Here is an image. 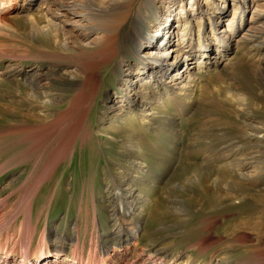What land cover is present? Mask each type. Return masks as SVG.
<instances>
[{
  "label": "rangeland",
  "instance_id": "obj_1",
  "mask_svg": "<svg viewBox=\"0 0 264 264\" xmlns=\"http://www.w3.org/2000/svg\"><path fill=\"white\" fill-rule=\"evenodd\" d=\"M183 4L174 5L178 14ZM216 4L227 7L225 0ZM234 10L228 8L217 28L195 22L197 51L203 38L218 43L214 36L220 30L254 15L253 8L239 9L236 16ZM51 14L40 0L0 1V239L31 238L33 253L44 235L48 241L63 235L66 248L56 260L62 262L52 256L48 264H72L64 261L75 253L82 264H264V141L250 137L253 129L264 132V70L250 57L251 45L238 43L252 33L251 24L261 22L241 29L218 55L220 64L194 69L197 82L189 95L177 88L163 93L153 104L159 113L141 124L131 113L118 121L104 114L108 104L132 98L121 90L119 53L105 61L89 47L64 49L63 36L44 29ZM54 19L65 30L81 31L63 16ZM173 22L167 48L179 43L182 32ZM161 38L158 31L151 35L157 43ZM196 56L203 57L200 51ZM77 64H87L86 72L76 77L65 72ZM188 65L195 63L190 59ZM182 68H171L162 84L170 88L165 79ZM138 78L147 83L146 75L134 83ZM55 158L60 164L41 180L42 166ZM134 158L147 165L143 173H129L137 176L140 199L134 209L141 225L129 246L115 234L119 221L111 208L118 199L106 184L120 179ZM131 220L124 221L132 228L137 221ZM14 258L9 264L22 257Z\"/></svg>",
  "mask_w": 264,
  "mask_h": 264
},
{
  "label": "bare ground",
  "instance_id": "obj_2",
  "mask_svg": "<svg viewBox=\"0 0 264 264\" xmlns=\"http://www.w3.org/2000/svg\"><path fill=\"white\" fill-rule=\"evenodd\" d=\"M31 1L36 2L37 0ZM263 1L264 0H232L230 2V0H225V4L222 6L230 8V6L232 7L233 5V8H236V11L234 10V16L238 14L237 10L240 9L244 11L248 8H253L254 15L250 20L244 19L243 16H241L239 22L231 23V28H226L225 32L220 30L222 33L219 31V34L217 33V35L214 36L218 40V43H213L211 40L213 39L212 37L200 40L199 51L201 55H203V57L205 55V57L199 59L196 56L199 51L195 48L192 40L193 26L197 21L201 23L205 21L206 27L211 25V28H217L219 26L225 13L228 12V8H220V5L216 4V0H182L184 4L181 5L179 14L174 8L178 0H40L42 6L46 7V10L52 13L51 15H46L47 17L45 16L44 29H55L57 31V36L62 35L64 49L74 50V46L79 45L82 51L89 47L94 50V54L96 53L94 56H98L99 54L105 61L119 53L120 58L117 60L116 69L121 76V90H129V96H132V98L128 100L123 97L113 104H108L104 114H107L105 116L106 118L118 121L120 118L127 119L128 115L131 113L135 119L137 118L140 120L141 124L152 122L155 114L159 113V111H155L153 104L154 102H159L163 93L172 92L177 88L176 90L182 92L181 94L189 95V90L197 82L195 70L200 69L204 65L207 66L208 64H210V66L220 64L222 60H220L218 55L228 49V46L231 44L230 41L236 39L241 29H243L246 24H250V22L261 23L257 24V26L251 24L249 26L251 29H249L252 33H244V35L239 38L238 43L242 42L246 43V45H251L248 48L250 57L256 60V65L259 70H264ZM144 4L149 5L151 9ZM206 6H211L213 12L204 11V7ZM181 12H185L186 14L183 16ZM56 16L65 17L67 22L71 21L72 24L74 23L80 26L81 31L75 33L73 30L63 29L64 26L62 23L54 19ZM173 21L181 26L179 30H182V32L181 34L179 33L178 36L179 43L167 48L173 40ZM128 24L130 28L125 31L124 27ZM76 25H74L73 28L76 29ZM157 31L162 34L161 39H165L164 42L157 43L151 40V35ZM211 50L212 52L215 51L218 57L212 56L210 53L207 54ZM217 58H219L220 61H217ZM190 59L195 63V65L191 67L188 65ZM179 65L183 68L178 70L176 75L174 74L165 79L166 82L171 83L170 88L165 87L162 84L163 78L169 74L171 68L178 67ZM86 66L87 64H77L75 68L71 70L66 69L65 72L70 74L71 77H76L79 73L86 72ZM184 68H186V70L180 75V72H182ZM20 71L19 69L18 72ZM30 75L35 76V74L32 73L29 74V76ZM141 75H146L148 78L146 81L147 83H143L142 85L139 84V78L134 83V79ZM80 98L82 99V97ZM122 123L123 122H121V124ZM121 124L119 126L123 127ZM259 129L250 131V137H254L258 139V141L263 142L264 132ZM119 130H121V128L117 127L116 132ZM72 131V135L75 134L76 130L74 129ZM129 134H131V132ZM252 157V159L257 160L255 155ZM138 159L139 158L131 159L132 161L127 169L124 168L126 172H123L121 176L118 175L120 179L115 176L110 180L107 178L108 182L106 184L107 193L110 194L114 189L116 200L118 199L111 208L117 222L119 221L115 234L123 243L126 242L128 245L131 244L129 242L137 239L138 231L141 228L139 215L134 209L138 204L137 199L140 198L139 193H136V185H134L133 180L137 179V174L145 172L144 169L147 164H145L146 162L144 160ZM60 161V158L47 161L38 174L40 179L42 180L50 177L55 168H57V165L60 164ZM133 172L136 173L135 176L129 174ZM109 198L110 197H108V199ZM27 202L28 201L23 203L25 207L30 205V201ZM118 214L123 217V220L116 217ZM133 217L136 218L137 222L134 221L135 223H133L134 225L131 228L128 225L129 223L124 220L129 221ZM25 227L26 226H24V228ZM31 235L32 232H29V236ZM66 240L67 238L60 235L48 241L44 235L40 245L37 247L36 251L32 253L29 244L31 238L30 241L25 240L24 242H17L13 236L7 235L4 240L0 239V253H3V260L0 258V264H2V262H4V264H9L10 260L16 259L14 257H16L18 253L19 257H22L20 261L18 260L20 264H48V257L53 256L55 259L54 261L60 258V254L66 248ZM21 242L23 243V247L18 248ZM151 255H153L154 258L159 257L157 251H155V253L153 252ZM72 257L73 258L70 259V257L67 256L64 262L74 260L71 261L73 262L72 264H82L79 254L75 253ZM90 260L93 261L94 257L92 256ZM56 262L60 263L62 261L59 260Z\"/></svg>",
  "mask_w": 264,
  "mask_h": 264
}]
</instances>
